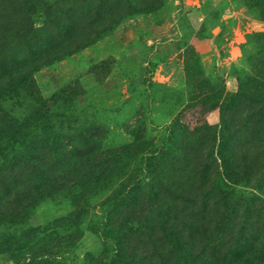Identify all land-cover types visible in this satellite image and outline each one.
<instances>
[{"label":"rangeland","instance_id":"374dc122","mask_svg":"<svg viewBox=\"0 0 264 264\" xmlns=\"http://www.w3.org/2000/svg\"><path fill=\"white\" fill-rule=\"evenodd\" d=\"M253 33H264V0L0 4V83L10 80L0 100V167L10 161L17 181L33 179L21 159L39 138L46 173L66 183L36 206L0 264H100L114 259L116 241L132 252L127 264H191L198 255L219 264L225 251L242 254L239 231L256 222L245 216L256 208L248 200L264 199V165L243 160L236 171L244 187L237 185L230 218L194 236L175 221L186 238L165 256L153 244L170 238L160 209L182 208L180 195L200 192V179L215 174L209 162L221 170L222 136L226 148L236 143L219 113L241 77L256 75L243 52L248 58L259 44ZM38 51L48 55L31 74L41 106L16 77ZM207 194L212 200L216 192ZM189 203L202 217L201 202ZM201 241L205 250L192 255L190 243Z\"/></svg>","mask_w":264,"mask_h":264},{"label":"trees","instance_id":"16d2710c","mask_svg":"<svg viewBox=\"0 0 264 264\" xmlns=\"http://www.w3.org/2000/svg\"><path fill=\"white\" fill-rule=\"evenodd\" d=\"M2 3L7 4V0H0V4ZM253 37L259 38V44H256L252 50L253 53L249 51L248 58L245 57L248 50L244 49L243 52L244 60L250 65V71L256 75L246 76L245 74L241 77L237 93L224 99L219 113V123L233 140L236 139V141L234 140L236 143L234 146L230 143L232 147L226 148L223 145L225 137L222 136L219 148L221 170L216 172V168H212V163L209 162V169H213L215 174L213 176L212 174L204 175L200 179L197 186V188H201L200 192L194 189V192L186 191L180 195L184 203L182 208L167 207L160 209L158 221H160L164 232H168L170 238L167 241L168 244L162 243V241H156L153 244L154 252L159 256H165L171 246H179L176 242H181L186 238L184 236L182 238L181 233L174 229L175 221L191 230L189 233L194 236L196 235L195 232L211 227L212 222L220 225L230 218L233 214L231 203L234 200V195H236L235 190L238 186L244 187L243 181L240 179L241 176L236 171V165L239 161L243 160L251 165L260 163L264 165V33H253L249 36L250 40ZM246 45L251 48L253 43L248 39ZM47 59L48 55L38 51V55L34 59H28L29 61L26 62L28 68L22 69L21 73L16 76L23 78L22 84L26 88V98L35 101L38 106H41V101L38 100L31 74L40 65H44L45 61H48ZM5 73L10 74L11 71L7 70ZM9 87L10 80L0 83V100L3 94L9 90ZM245 119H249V123H246ZM37 142H39V138H35L23 150L24 156L21 159V166L25 168V171L29 170L34 175L33 179L27 182L17 181V168H13L10 161L0 167V254L13 253L16 250L18 239L21 235L23 236L25 229L29 228L28 219L36 206L47 197L58 193L66 184L64 179L56 178L55 174L46 173L42 164V156L37 153L35 147ZM209 157H205V159ZM200 165L201 163L198 166ZM262 177H264V173ZM167 188L172 189L173 186L168 185ZM212 190L216 192L215 197L208 200L210 196L207 193ZM260 193L264 198V192ZM262 200L257 198L255 194L248 200L249 204L255 205L256 208L252 207L245 216L256 220V222L245 224L239 231L244 246L242 254L240 252L236 256H229V252L225 251L219 260V264H264V199ZM197 201L201 202L202 205V217L200 214H196L199 210L184 206L190 204L189 202ZM209 201H212L211 205H215V207L207 208L206 204ZM173 230L174 234L171 233ZM149 237L151 238V236ZM172 240L173 242H171ZM186 241L189 243V238ZM206 245L207 243H203V241L200 244L190 243L193 250L192 255L202 253ZM114 246V259H103L100 264H127L126 260L131 259L129 257L132 256V252L131 255L128 249L123 252L118 241L116 244L114 243ZM120 251L124 257L119 255ZM211 254L213 255V253ZM197 257L198 260L193 256V260H190L191 264H212L213 259L210 256L198 255ZM223 257L225 258L223 259Z\"/></svg>","mask_w":264,"mask_h":264}]
</instances>
